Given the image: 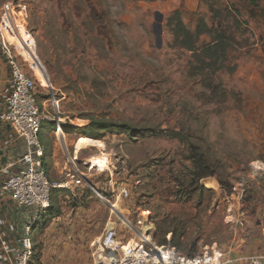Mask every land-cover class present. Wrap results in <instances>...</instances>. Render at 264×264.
Listing matches in <instances>:
<instances>
[{
  "label": "rangeland",
  "instance_id": "rangeland-1",
  "mask_svg": "<svg viewBox=\"0 0 264 264\" xmlns=\"http://www.w3.org/2000/svg\"><path fill=\"white\" fill-rule=\"evenodd\" d=\"M4 4H11L20 35L45 69L48 82L11 42L47 116L53 110L45 84L52 87L69 153L82 137L76 129L89 124L86 118L149 130L141 137L109 134L100 140L107 165L102 171L68 156L71 168L86 174L100 197L112 205L122 202L123 218L138 226L145 215L157 245V226L177 220L187 249L199 236V254L215 247L225 251L238 239L237 250L244 254L246 240L264 237V0H213V11L202 0H0V8ZM175 11L191 33L199 19L208 28L228 30L231 46L223 69L201 72L191 52L174 46L168 20ZM211 40L203 35L196 47ZM50 128L43 123L48 164L58 143ZM171 132L189 137L221 166L230 194L208 178L201 197L180 196L190 165L185 143L167 137ZM55 158L62 163L60 153ZM73 174L64 169L58 182L71 181ZM122 187L127 199L119 195ZM86 194L77 206L64 201L60 217L49 221L43 213L32 222L30 264H93L108 223L116 225L122 242L131 238L128 225L100 197ZM206 240L211 244L202 246Z\"/></svg>",
  "mask_w": 264,
  "mask_h": 264
},
{
  "label": "built area",
  "instance_id": "built-area-1",
  "mask_svg": "<svg viewBox=\"0 0 264 264\" xmlns=\"http://www.w3.org/2000/svg\"><path fill=\"white\" fill-rule=\"evenodd\" d=\"M14 27L12 6L4 4L0 8V91L4 92L0 126L13 132L22 149L10 159L5 156V161L0 163V193L18 208L43 214L50 209L51 191L65 185L48 180L40 133L44 122L54 126V133L60 128L63 130V124L57 111V99L47 84V102L52 106L53 114L47 116L43 113L35 80L22 69L12 49L11 42L17 41ZM72 182L97 195L86 174L74 171ZM119 195L123 199L129 197L124 187L119 190ZM144 216L138 226L128 225L132 233L126 242L119 239L116 225L108 223L95 251L93 264H220L222 253L219 250L211 249L188 258L179 255L169 245H157L151 238L153 226ZM29 230L27 227V233ZM18 245L13 264H30L33 254L30 237L20 239Z\"/></svg>",
  "mask_w": 264,
  "mask_h": 264
},
{
  "label": "trees",
  "instance_id": "trees-1",
  "mask_svg": "<svg viewBox=\"0 0 264 264\" xmlns=\"http://www.w3.org/2000/svg\"><path fill=\"white\" fill-rule=\"evenodd\" d=\"M206 2L209 9L213 11V0H202ZM254 2V0H250ZM168 26L173 35V43L175 47L191 52L195 58V61L199 64V70L203 72L208 69H223L225 67V61L228 55V49L230 48V38L228 30L217 31V29L208 28L203 19L198 20V26L195 33H191L186 29L184 24L181 22L180 13L175 11L173 16L168 20ZM203 35H209L212 37L211 43L205 45L200 49L196 47L199 38ZM89 122L88 126L76 129L80 136L92 140L100 141L106 135H119L126 134L129 137H141L144 135L146 129H141L135 125H131L126 122H116L113 120H106L104 118L90 117L86 118ZM51 128L50 131L54 132V126L48 123ZM64 132L67 133V129L63 128ZM43 130V126H42ZM43 131L40 133V139L42 140ZM171 139H176L180 142L185 143V148L187 152L186 160L188 161L190 168L188 172V178L186 181L180 184V189L178 193L186 201H190L194 197H201L206 191L203 188L202 181L208 178H214L217 181V185L227 194L232 191V186L225 184V182L220 178L221 166L217 162H213L195 143H193L189 137L177 132H171L169 136ZM60 215L58 207H53L52 211L48 213L47 219L58 217ZM178 229L177 230V225ZM171 235V239L166 242L165 236ZM159 237V246L169 245L173 247L179 255L185 257H193L198 253V242L199 236L193 238L190 243H188V249L184 242L186 233L183 225L177 220H172L171 222L160 223L154 234L153 238ZM211 244L210 241H205L202 246ZM186 248V249H185ZM32 260V259H31ZM31 263V262H30Z\"/></svg>",
  "mask_w": 264,
  "mask_h": 264
},
{
  "label": "crops",
  "instance_id": "crops-1",
  "mask_svg": "<svg viewBox=\"0 0 264 264\" xmlns=\"http://www.w3.org/2000/svg\"><path fill=\"white\" fill-rule=\"evenodd\" d=\"M3 95L4 92L0 91V108ZM54 137L58 142V138H56V136ZM41 142L45 152L43 165L45 171L47 169V177L48 175L50 177L52 176L53 178H51V180L55 184L65 185V187L53 189L51 191V206L50 209L45 213H47L48 215V213L52 211L53 207H58L60 212V215L58 217H60L62 214L61 204H64V201H76L77 206L78 202L83 201V199H85L84 193L91 194V192L88 188L83 185H73L72 179L71 181H67L64 179V182H58L63 180V177L60 175L63 173L64 169H67V171H75L71 168L70 164L68 163V156L65 154H71L69 153L68 147L66 145V138L65 150H63L58 143L54 144L55 148L52 151L51 164H48L51 160L46 159L48 158L46 157V146H44L42 140ZM21 149L22 148L20 144H18V142L15 140L13 132H11L8 128L0 126V163H3L5 161V156L10 159L11 155L16 154V152ZM56 152L60 153L63 157L62 163L60 159L55 158ZM47 164L49 165L51 171H49ZM88 181L92 186L94 185V183L92 182V180H90L89 177ZM94 188L98 190L96 187ZM41 215L43 214H40L37 211L24 210L18 208L6 196L0 193V264H13L15 254L19 249L18 241L24 237H30V230L29 233H27L26 228L29 227L30 229L32 222L37 220ZM240 243L241 241L239 239L236 242L234 240V244L232 245V247L225 251L219 250L222 253V259L220 264H264V237L258 235L255 237V239H248V241L246 240V245L244 244L246 251L245 249L243 250L244 254L237 250L241 248ZM212 249L218 250L216 247Z\"/></svg>",
  "mask_w": 264,
  "mask_h": 264
},
{
  "label": "bare ground",
  "instance_id": "bare-ground-1",
  "mask_svg": "<svg viewBox=\"0 0 264 264\" xmlns=\"http://www.w3.org/2000/svg\"><path fill=\"white\" fill-rule=\"evenodd\" d=\"M15 29V36H16V42L21 46L22 52L27 56L30 60L35 65L36 72L38 76L42 79L44 82H48V77L46 75L45 69L43 65H41L40 61L38 60L37 56L34 54V52L31 50L29 44L23 39V37L20 35L21 33L19 32L17 27H14ZM77 126H83L76 124ZM56 136L58 138V144L59 146L65 150V136L62 130L59 129V131L56 132ZM102 147L101 142L97 140H92L84 137H79L78 139L75 140L73 144V153L72 155L65 153L67 156H69L70 160L73 163V158L75 163H79L80 161L84 162V165L87 167H90L92 169H99V171H102V169L106 168V162L104 157H101L100 154V148ZM100 154V155H99ZM97 196H99L98 192ZM103 203H105L107 206L111 208L112 214L114 215L115 219L117 221H121L125 223L126 225L130 226V222H128L125 218H123L122 213L120 212L121 207H122V202L118 201L114 205L111 203L107 202L106 199H103ZM116 223V222H115ZM112 224H114L112 222Z\"/></svg>",
  "mask_w": 264,
  "mask_h": 264
}]
</instances>
